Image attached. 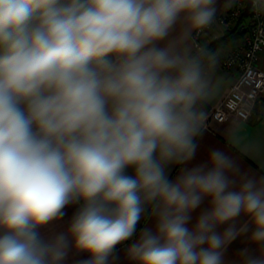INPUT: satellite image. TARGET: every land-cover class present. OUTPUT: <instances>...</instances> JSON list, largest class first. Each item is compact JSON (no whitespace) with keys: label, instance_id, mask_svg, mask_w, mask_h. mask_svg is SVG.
<instances>
[{"label":"clouds","instance_id":"1","mask_svg":"<svg viewBox=\"0 0 264 264\" xmlns=\"http://www.w3.org/2000/svg\"><path fill=\"white\" fill-rule=\"evenodd\" d=\"M238 3L0 0V264H264V176L191 164L218 89L192 41Z\"/></svg>","mask_w":264,"mask_h":264},{"label":"crops","instance_id":"2","mask_svg":"<svg viewBox=\"0 0 264 264\" xmlns=\"http://www.w3.org/2000/svg\"><path fill=\"white\" fill-rule=\"evenodd\" d=\"M223 12L224 10L222 9L219 14ZM224 33L212 36L208 43L223 36ZM192 44L194 46V41H192ZM234 46L235 44L225 46L214 53L218 62L213 72V78L218 84V89L215 95L203 105L205 132L203 137L199 138L197 157L191 164L203 161L207 156L208 150L217 147L224 149L236 157L240 161L243 170L257 176H264V93L256 101L252 116L248 122H244L236 116H230L225 122L221 123L208 119L212 108L225 99L237 78L236 71L228 70L222 64L223 59ZM259 64L261 67H264V53L260 56ZM175 173L176 169H173V175ZM73 211V207L67 208V215L61 221V224L53 225L52 227L59 229L66 226V222L71 217ZM197 213H193V216L195 217ZM140 226H144L143 221ZM149 226H151V222H149ZM246 246L248 245L245 243L243 237L237 239L229 246L226 259L231 261L235 254ZM118 247L119 259L116 264H127V261L124 259V247ZM81 258L84 257L70 256L68 264H73L74 259Z\"/></svg>","mask_w":264,"mask_h":264},{"label":"built area","instance_id":"3","mask_svg":"<svg viewBox=\"0 0 264 264\" xmlns=\"http://www.w3.org/2000/svg\"><path fill=\"white\" fill-rule=\"evenodd\" d=\"M247 0H239L236 7L219 14L217 23L194 36V47L207 45L214 35L238 28L242 33L241 45H235L223 59V66L237 72V78L225 99L210 111L209 120L225 122L236 116L248 122L258 98L264 93V67L260 56L264 53V14L251 9L245 15Z\"/></svg>","mask_w":264,"mask_h":264},{"label":"trees","instance_id":"4","mask_svg":"<svg viewBox=\"0 0 264 264\" xmlns=\"http://www.w3.org/2000/svg\"><path fill=\"white\" fill-rule=\"evenodd\" d=\"M242 37V33L238 30V28L231 29L226 31L223 36L211 41L208 43L207 47L215 53L216 50L223 48L228 45H234L238 42Z\"/></svg>","mask_w":264,"mask_h":264},{"label":"water","instance_id":"5","mask_svg":"<svg viewBox=\"0 0 264 264\" xmlns=\"http://www.w3.org/2000/svg\"><path fill=\"white\" fill-rule=\"evenodd\" d=\"M249 10H250V8L248 6V0H247V2H246V9H245V15H248Z\"/></svg>","mask_w":264,"mask_h":264},{"label":"rangeland","instance_id":"6","mask_svg":"<svg viewBox=\"0 0 264 264\" xmlns=\"http://www.w3.org/2000/svg\"><path fill=\"white\" fill-rule=\"evenodd\" d=\"M227 31H229V30H227ZM241 43H243L242 41L240 42V41H238V42H236L235 43V45H241ZM207 46V45H206Z\"/></svg>","mask_w":264,"mask_h":264}]
</instances>
